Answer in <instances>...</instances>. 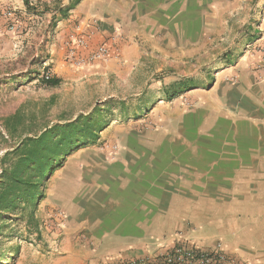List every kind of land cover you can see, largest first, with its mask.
Wrapping results in <instances>:
<instances>
[{
  "label": "rangeland",
  "instance_id": "1",
  "mask_svg": "<svg viewBox=\"0 0 264 264\" xmlns=\"http://www.w3.org/2000/svg\"><path fill=\"white\" fill-rule=\"evenodd\" d=\"M155 4L149 0L146 13L139 14L135 32L124 39L129 53L116 63L121 70L136 67L135 73L91 67L55 86L45 85L40 72L43 59L54 64L57 4L0 12V32L12 39L25 35L31 44L26 54V42L0 47V177L4 168L16 173L36 144L55 153L52 171L35 179L36 188L14 196L0 178V201L17 202H0V264H60L67 258L63 245L71 233L52 195L73 190L64 180L67 170L94 151L111 159L132 134L143 143L198 141L216 150L262 142L264 87L241 85L234 69L249 67L258 81L264 79V7L258 0L230 7L227 0H189L180 23L165 21ZM7 12L19 21L16 29H9ZM41 37L48 53L43 48L35 56L31 41L39 45ZM5 61L12 64L9 77L3 75Z\"/></svg>",
  "mask_w": 264,
  "mask_h": 264
},
{
  "label": "crops",
  "instance_id": "2",
  "mask_svg": "<svg viewBox=\"0 0 264 264\" xmlns=\"http://www.w3.org/2000/svg\"><path fill=\"white\" fill-rule=\"evenodd\" d=\"M76 1L0 0V12L5 7L49 4L68 8L58 12L59 32L52 47L54 64L50 69L58 79L85 73L91 67L116 75L135 73L136 67L121 70L116 63L128 55L124 39L135 32L139 14L146 13L149 0ZM152 1L158 4L165 21H186L189 0ZM227 1L230 7L239 0ZM258 2L264 7V0ZM91 17L100 21L102 29L92 44L113 36L112 52L106 60L73 67L64 58V39L73 33L77 22ZM2 20L0 14V23ZM12 38L0 32V47L3 44L6 51L22 41L23 46L26 42L25 54L29 51L31 44L25 35ZM31 42L37 50L38 43ZM10 67L12 64L5 61L4 76L12 75ZM235 68L241 85L264 87V79L258 81L251 68ZM27 76L31 75L23 77ZM192 130L194 136L204 137ZM260 131L261 143L227 146L226 150L198 141L193 145L143 143L139 135L132 134L131 142L122 144L111 159L94 151L90 157L76 160L79 163L75 161L73 169L63 177L74 186L73 190L52 195L64 211V223L71 233L63 245L68 248L67 258L59 263L127 260L172 245L175 233L180 231L189 242L202 248L221 241L236 264H264V126ZM194 152L197 154L192 155ZM63 179L59 185L65 183Z\"/></svg>",
  "mask_w": 264,
  "mask_h": 264
},
{
  "label": "built area",
  "instance_id": "3",
  "mask_svg": "<svg viewBox=\"0 0 264 264\" xmlns=\"http://www.w3.org/2000/svg\"><path fill=\"white\" fill-rule=\"evenodd\" d=\"M13 12H7L11 20L9 29L13 30L20 26L19 21ZM102 31L100 21L91 17L85 21H79L74 27L73 33L64 39V58L72 66L91 65L98 61L109 58L111 54V43L113 36H109L102 42L93 45L92 40ZM43 38L41 37L39 48L35 56L43 52ZM264 60V55H263ZM264 67V64H263ZM42 79H50L52 71L50 63L46 59L42 61L40 72ZM100 264H236L228 256L223 243L216 241L209 248H202L199 245L189 242L184 238L182 232L175 233L174 243L172 245L160 246L155 250L144 255L132 257L127 260L105 261Z\"/></svg>",
  "mask_w": 264,
  "mask_h": 264
},
{
  "label": "trees",
  "instance_id": "4",
  "mask_svg": "<svg viewBox=\"0 0 264 264\" xmlns=\"http://www.w3.org/2000/svg\"><path fill=\"white\" fill-rule=\"evenodd\" d=\"M75 2L77 1L75 0ZM67 10L68 8L63 9L62 12ZM59 81L60 80L54 76H52L50 79H42V82L47 86H55ZM68 138L65 135V139ZM29 142H32V140L28 139L27 143ZM35 142L37 143V141ZM54 156L55 153L50 151L48 147H45V145H41L40 143L36 144L35 150L32 151L31 154L21 157L22 159L20 160L16 173L8 171L6 168H4L0 178H4V181L7 183L6 187L10 189V193L14 196L19 193L29 191L36 186L37 181H35V179H42L47 175L48 172L52 171L54 166L53 163L55 162ZM8 174L10 176H8ZM30 177L34 180L31 181ZM10 200L11 199L4 197L0 202H4V205H11V207L15 206L17 202L13 203Z\"/></svg>",
  "mask_w": 264,
  "mask_h": 264
}]
</instances>
